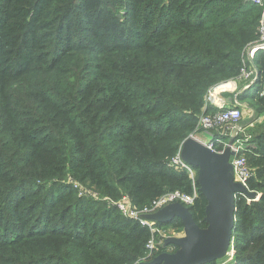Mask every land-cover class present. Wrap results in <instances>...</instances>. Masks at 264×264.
Segmentation results:
<instances>
[{
	"label": "trees",
	"instance_id": "obj_1",
	"mask_svg": "<svg viewBox=\"0 0 264 264\" xmlns=\"http://www.w3.org/2000/svg\"><path fill=\"white\" fill-rule=\"evenodd\" d=\"M262 16L247 0H0V264H143L178 250L149 259L151 230L81 198L70 177L138 207L196 189L189 209L207 229L198 177L170 162L218 111L209 94L240 76ZM254 65L264 77V52ZM238 101L264 114L259 88ZM262 125L247 154L259 199L236 200L230 264H264ZM155 226L184 231L179 218Z\"/></svg>",
	"mask_w": 264,
	"mask_h": 264
},
{
	"label": "built area",
	"instance_id": "obj_2",
	"mask_svg": "<svg viewBox=\"0 0 264 264\" xmlns=\"http://www.w3.org/2000/svg\"><path fill=\"white\" fill-rule=\"evenodd\" d=\"M247 2L263 8V16L259 27L261 36L260 40L256 44L245 49L243 53V66L240 76L233 81L237 84L234 89L236 91L239 85L246 84L243 86L242 91H247L258 84L260 97L264 99V77L260 76L254 65L256 54L260 51L264 52V0H247ZM224 100L225 103H223L220 108H216L218 111L203 115L200 118L195 131L189 138L200 142L217 154H224L226 149L230 148L232 153L230 156V163L233 166L234 180L236 183H239L244 188L249 190L248 182L253 176V170L249 165L247 154L252 152L255 146L252 143V136L245 139L246 129L241 125V122L244 120V111L237 105V100L235 101V105H228L226 99ZM235 132L237 133L235 134ZM201 136H203L204 139L201 138ZM170 167L173 170L188 173L193 183L196 182L198 171L183 160L181 156V149L171 160ZM71 183L73 188L78 191V195L81 198H91L96 201H104L108 206H115L118 208L120 213L125 218L136 221L141 226L149 228L152 233V237L146 245V250L148 256L150 257L149 259L153 258L154 254L159 250V246L165 245L166 240L172 237H166L163 235L161 230L155 226V223L147 219V217L154 215L167 206L175 203H179L186 208H190L195 204L196 198L198 197V191L196 189H194L193 194H186L178 190L168 193L146 206L138 207L127 195L123 196V198L118 201H114L110 198H102L101 195L93 188L82 186L74 181ZM241 196L248 201L252 200L243 193H237L236 200ZM256 199L258 200L259 198ZM156 236L159 237L160 240H158ZM184 236V231H181L174 237L182 238ZM234 254V247L232 245V248L226 256V262H224V260L220 262H223L222 264H230L234 258Z\"/></svg>",
	"mask_w": 264,
	"mask_h": 264
},
{
	"label": "water",
	"instance_id": "obj_3",
	"mask_svg": "<svg viewBox=\"0 0 264 264\" xmlns=\"http://www.w3.org/2000/svg\"><path fill=\"white\" fill-rule=\"evenodd\" d=\"M231 154L230 148L224 154H217L192 138L183 143L181 156L198 171L201 192L208 200V228L201 229L190 209L179 203L148 216L147 219L159 224H167L175 218L181 219L185 236L166 240L165 246L174 245L178 248L175 253H163L151 263L143 264H208L216 263L228 255L233 245L236 194L243 193L250 199L257 198L255 193L235 182L230 163Z\"/></svg>",
	"mask_w": 264,
	"mask_h": 264
},
{
	"label": "rangeland",
	"instance_id": "obj_4",
	"mask_svg": "<svg viewBox=\"0 0 264 264\" xmlns=\"http://www.w3.org/2000/svg\"><path fill=\"white\" fill-rule=\"evenodd\" d=\"M236 85L237 84H235L232 81V82H229V83H226V84H223L221 86L216 87L209 94L207 103L211 107L220 108L222 106V104L225 103V100L223 99V94L227 93V94L233 95L234 100L235 101L237 100V102H238L237 105L244 111V120L241 122V125L246 129L245 139H247L250 136H252L250 134L256 133L257 131H259L262 128V126H263L262 124L264 123V114L261 111V106H256V104H257L256 102H254V103L239 102L238 97H239V95H242L246 92L257 90L259 88V85L257 84L254 87H252L251 89H248L247 91H242L243 86H245L246 84H241V85H239L238 89L235 91L234 88ZM223 88H226V89L223 90ZM218 90L220 92L217 94ZM213 96L217 99V101H215L213 99ZM258 126H260V127L258 128ZM201 138L204 139L203 136H201ZM203 139H201V140H203ZM252 140H253V137H252ZM70 178L67 179V182L70 181ZM70 182H73L72 178H71ZM98 193L101 195L102 198H107V197H104L100 192H98ZM101 202H104V201H101ZM154 223H156V222H154ZM159 230H161L162 234L165 235L166 237H172V238H174L175 235H178L180 233L177 230L169 229V228L168 229H159ZM225 259H226V257L222 260H224V262H226ZM222 260H219V261H222ZM222 263L223 262H219V264H222Z\"/></svg>",
	"mask_w": 264,
	"mask_h": 264
},
{
	"label": "bare ground",
	"instance_id": "obj_5",
	"mask_svg": "<svg viewBox=\"0 0 264 264\" xmlns=\"http://www.w3.org/2000/svg\"><path fill=\"white\" fill-rule=\"evenodd\" d=\"M219 93V90L217 91V94ZM213 99L215 100V101H217V99L213 96Z\"/></svg>",
	"mask_w": 264,
	"mask_h": 264
},
{
	"label": "crops",
	"instance_id": "obj_6",
	"mask_svg": "<svg viewBox=\"0 0 264 264\" xmlns=\"http://www.w3.org/2000/svg\"><path fill=\"white\" fill-rule=\"evenodd\" d=\"M220 92V91H219Z\"/></svg>",
	"mask_w": 264,
	"mask_h": 264
}]
</instances>
